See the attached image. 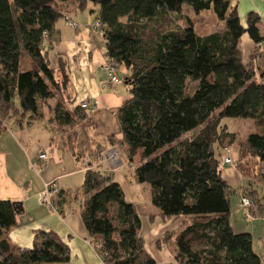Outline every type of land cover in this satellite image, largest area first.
I'll return each instance as SVG.
<instances>
[{"label":"trees","instance_id":"1","mask_svg":"<svg viewBox=\"0 0 264 264\" xmlns=\"http://www.w3.org/2000/svg\"><path fill=\"white\" fill-rule=\"evenodd\" d=\"M71 2L101 23L107 61L124 70L121 81L131 94L119 110L122 132L107 142L135 165V182L150 186L164 220L187 218L157 245H169L177 264H263L253 235L235 232L231 223L238 193L253 197L254 212L264 214V196L255 185L264 192L260 14L250 11L244 26L233 0H0V131L11 117L39 119L51 98L56 102L48 120L61 132L86 117V109L67 107L69 76L62 58L53 66L49 56L58 22L72 21L66 9ZM185 6L209 16L194 22ZM245 33L256 44L248 63L241 47ZM224 118L252 119L256 128L238 143L237 170L250 180L240 192L223 177L220 148L236 141ZM89 150L103 159L102 145L93 141ZM80 191L82 221L105 264H158L141 236L140 210L110 172L88 169ZM61 194L53 199L57 210L65 200ZM23 211L21 202L0 198V264L68 262L69 246L55 230L36 231L31 247L10 243L8 232Z\"/></svg>","mask_w":264,"mask_h":264},{"label":"crops","instance_id":"2","mask_svg":"<svg viewBox=\"0 0 264 264\" xmlns=\"http://www.w3.org/2000/svg\"><path fill=\"white\" fill-rule=\"evenodd\" d=\"M233 1L238 4L244 26L247 24L250 11L260 14L259 27L264 34V0ZM66 9L67 15L78 26L73 27L65 17L62 18L57 24L58 33L54 47L50 50L54 57L53 66H56L60 61L59 58H62L69 76V84L63 93V99L70 110L81 107V103L85 100L95 101L96 107L86 109L87 115L81 122L68 131L61 132L63 128L59 129L57 124L48 120L56 102V98H51L44 106L43 116L39 119H27L23 122L11 119L7 128L0 131V198L19 201L24 210L18 216L17 224L8 232L10 243L14 246L31 247L36 231L55 230L70 249V260L55 264H105L79 212V204L84 200L80 190L85 174L90 168H98L110 172L121 184L126 199L136 203L142 217L141 236L145 240L148 252L156 258L157 263L177 264L172 250L165 243L159 247L157 242L164 237L165 232L179 229L187 218L174 216L164 220L157 207L150 205L146 208L147 214L141 209L139 202L143 197L141 190L146 186L150 192V186L135 182L133 174L131 181L127 180L125 170L130 166L133 172L135 165L129 164L122 150L110 146L106 139L111 135L120 136L122 129L119 110L131 97L130 91L122 81L114 85L108 81L104 69L108 59L105 55L107 46L102 32L93 27L95 14L89 10L88 14L87 10H77L73 2L68 3ZM241 47L245 63L255 59L256 44L247 33L242 36ZM261 51H264V46ZM256 61L259 67L264 68V54ZM120 69L122 75L124 70ZM71 135L74 136L73 148ZM93 141L102 145L104 152L111 148L119 149L123 155V162L112 170L103 159L95 160L94 153L89 150V145ZM45 150L49 151V155L43 165L39 154ZM225 156L230 155L225 154ZM232 161L237 160L232 158ZM223 177L240 192L244 177L235 167L224 165ZM51 181H57L61 187V195L65 198L59 210L44 204L41 199L46 184ZM78 190L77 197H73ZM241 195L242 193L235 195L239 210ZM258 217L264 218V214L258 212L256 219ZM231 223L234 229L233 220ZM145 227L146 231H144ZM250 233L254 240L255 232ZM257 243L260 247L262 241L259 240Z\"/></svg>","mask_w":264,"mask_h":264},{"label":"rangeland","instance_id":"3","mask_svg":"<svg viewBox=\"0 0 264 264\" xmlns=\"http://www.w3.org/2000/svg\"><path fill=\"white\" fill-rule=\"evenodd\" d=\"M184 11L187 14V16L190 17L194 22L199 21L201 18H204V16H205L204 19L206 20L207 16H209L208 14L206 15V12H202L201 15H197L196 13H193V11L190 10L188 6L184 7ZM86 13L87 14L89 13L88 10L86 11ZM183 24H184V22H183ZM93 25H94V23H93ZM211 30L214 31L215 28L213 27V28H211ZM50 59L52 61V65H53L54 64V57L52 56L51 52H50ZM195 87H196V82L191 83L189 85V91L192 92L195 89ZM47 110H49L48 106H47ZM11 119H12V121H17L16 118L11 117L7 120V124L9 123V121ZM222 124H226L230 131L236 133V141L233 145L227 146L226 147L227 149H224V148H220V149L222 151V154H228L233 158V160L236 161L239 158L238 143L241 140L245 139L250 133H252L256 130L254 121L252 119H246V118H224ZM195 133L196 132H193V134H195ZM108 150H106L105 152H107ZM110 150H116V152L118 154L117 159L116 160H113V159L104 160L103 159V161L105 163H108L112 170H115L117 168L116 167L117 164L120 165L124 159H123V155L119 151V149L111 148ZM225 157H227V156H225ZM231 165L233 166V168L235 167L237 169L236 162H232ZM128 167H129V169L125 170L126 178L128 181H131V176H132L133 172H132V169L130 168V166H128ZM261 169L264 171V163L261 164ZM248 181L250 182V180L248 178H244L243 185L240 186V190H242L248 184ZM255 185L260 190L259 194L264 196V192L262 190L261 184L255 182ZM141 191H142L143 197L141 198V200L139 202H140L141 209L145 212V211H148L146 208H148L150 205L152 207H155V206H153V204L150 202L151 201V194L149 192V188L145 186L142 188ZM249 198L251 200H253L252 199L253 197L252 198L249 197ZM237 205H238V199L236 196H234L232 198V215H231V220H233V222H234V230L237 233H241V232H252L253 233V232H255L254 233L255 249H256V251L261 252L263 254V264H264V218L258 217L255 221L251 222L250 220H247L245 218L244 214L242 213L241 210H239ZM144 209H146V210H144ZM254 209H255V207H254ZM254 213H257V215H258V212H254ZM144 231H146V227L144 228ZM259 240L262 241V243L260 244V247L258 246V243H257ZM167 247L170 248V250H171V247H169V245H167Z\"/></svg>","mask_w":264,"mask_h":264},{"label":"built area","instance_id":"4","mask_svg":"<svg viewBox=\"0 0 264 264\" xmlns=\"http://www.w3.org/2000/svg\"><path fill=\"white\" fill-rule=\"evenodd\" d=\"M67 22L72 25L73 27H77V23L73 20H67ZM93 27L99 31L102 29V25L99 21H95ZM264 45V44H263ZM44 49L45 51L48 49L47 41L44 42ZM104 69L108 76V81L110 84H116L121 81L120 76V68L117 64H115L113 61L109 60L105 63ZM81 107L84 109H89L96 107V102H91L90 100H85L81 103ZM49 151L45 150L41 154H39V159L41 160L42 164H45V161L48 159ZM118 157V154L116 150H108L103 154V159H113L116 160ZM232 158L230 156H227L223 160V165H231L232 164ZM61 190V187L58 185L57 181H51L46 184L45 190L42 193L41 199L42 202L46 205H49L53 207V199L57 197ZM254 203L249 197H246L242 195L240 197V210L244 214L245 218L247 220L253 221L256 219V215L254 214Z\"/></svg>","mask_w":264,"mask_h":264}]
</instances>
